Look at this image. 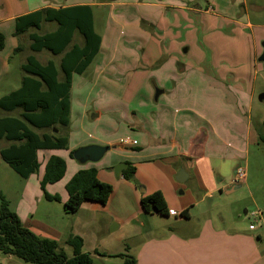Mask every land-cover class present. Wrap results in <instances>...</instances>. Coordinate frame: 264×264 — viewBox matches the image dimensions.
I'll return each mask as SVG.
<instances>
[{
	"label": "crops",
	"instance_id": "crops-1",
	"mask_svg": "<svg viewBox=\"0 0 264 264\" xmlns=\"http://www.w3.org/2000/svg\"><path fill=\"white\" fill-rule=\"evenodd\" d=\"M235 2L236 0H64L58 4H47L31 0H0V32L6 39L5 48L0 52V83L16 77L15 82L7 81L11 88L3 97L21 88L24 78L28 76L23 71L28 59L34 57L37 60L35 52L31 51L30 35L37 34L35 31L39 32L43 28L45 32L41 36H44L57 31L59 27L56 22H44L39 31L31 29L24 35L16 36L18 18L49 8L59 10L87 6L93 12L94 30L101 38L99 52L93 62L82 75H73L70 126L67 133L69 149L39 151V172L26 179L25 187L18 197V208L13 211L26 228L57 243L61 241L67 244L70 236L82 238L83 252L91 254L93 264V253H98L100 245L116 251L108 256L129 254L124 243L131 238H138L142 242L138 248L131 249L136 255L137 264H264V223L263 231L254 234L250 233L252 230L247 232L240 229V226L229 230L215 221L210 207L207 213L199 215L201 219L198 220L203 219L202 225L193 232L190 210L207 199H213L217 190H220L219 183L224 182L222 179L216 183L211 167L205 160L200 163L203 175L194 169L197 172V182H208L203 183V186L207 185L206 189L198 184L204 190L199 201L194 199L195 192L199 189L196 185L190 190H184V186L175 181L177 172L186 167L181 164L182 159L190 169L193 157L199 155L196 153L192 158L186 159L190 156V151L185 148L186 141L190 131L199 124L194 121L198 119L194 117L196 115L193 111L182 102L185 100L183 83L190 79V74L198 73L197 78L204 76L199 98L211 107L222 103V91L230 93L238 105L254 95L248 85L251 77L244 75L240 69H237L240 77L232 76L215 64L194 70L178 55L184 47V50L187 49L185 54H189L188 44L199 42L195 33L205 36L206 32H210L205 23L199 22V14L216 15L223 7L228 9ZM191 18L199 22V27L193 26ZM221 20L230 23L229 26L239 25L226 12L222 13ZM246 27L250 29L253 24L248 21ZM196 28L199 31L193 32ZM184 35L187 40L183 39ZM20 39L23 41L22 45L19 43ZM83 45L84 38L76 31L65 53L74 46ZM17 52L27 56L12 75L10 64ZM65 53L54 55V58L43 56L42 63L39 62L43 65L54 62L60 67ZM262 53L263 49L261 55ZM202 54L204 60L208 59ZM184 76L187 78L184 79ZM59 80H63L61 72ZM223 80L228 81L225 87ZM157 90L162 91V94L156 100ZM115 93L121 95L117 96ZM216 93L219 94L217 99ZM91 109H94L93 112ZM103 118L109 121L106 127L115 133L97 125ZM119 130H122V134ZM35 131L43 134V131ZM125 138L137 141V145L122 146L121 140ZM89 145L110 146L111 150L105 155L107 158L103 162L94 164L82 165L71 157L72 151ZM9 146L10 143L5 148ZM52 156L62 159L66 157L65 177L46 188L50 195L58 196L60 202L47 201L41 189L45 167ZM211 160L219 159L211 157ZM122 163H130L136 168L135 179L145 187L140 189L135 182L124 179L121 174L115 178L112 168ZM88 168H96L99 180L110 184L113 193L106 205L85 202L76 214L69 215L64 208L69 199L66 186L77 172ZM241 183L243 181L237 182L236 177L232 179L228 193L234 191L232 188L235 185L241 187ZM156 192H160L165 199L170 213L167 217L176 219L178 225L176 231L169 228L164 238H160L153 228V217L161 215L146 214L141 206L144 197ZM35 202L39 204L36 209ZM136 203L140 204L138 211H134ZM10 205L12 207V202ZM54 205L56 207H52ZM40 206L44 208L43 218L38 219L36 216L40 214ZM185 211L187 217H182L181 214ZM247 213L246 210L245 214ZM58 219L65 223L59 224ZM123 260L122 258L120 264L124 263ZM9 261L13 264L11 259ZM0 264H6L1 257Z\"/></svg>",
	"mask_w": 264,
	"mask_h": 264
},
{
	"label": "rangeland",
	"instance_id": "rangeland-1",
	"mask_svg": "<svg viewBox=\"0 0 264 264\" xmlns=\"http://www.w3.org/2000/svg\"><path fill=\"white\" fill-rule=\"evenodd\" d=\"M31 1H42L47 2V4H58L60 1L64 2V0ZM106 1L113 2L114 0ZM223 1L226 2V0ZM256 7L260 9H256ZM202 9L204 12L206 11L205 6H203ZM225 12L232 18L233 22H237L239 25L231 24L229 26L230 23H225V20H221V15ZM216 13V15L206 13L199 14V22L205 23L206 29L210 30V32L205 33L206 37L199 32L195 33L199 42L197 44H188L190 46L189 54L183 53L184 47L180 50L178 55L181 59L188 62L187 64L194 70H197V68H205L209 64H215L231 75L233 74L240 77L241 74L238 73L239 70H237L240 69L244 75L247 74L251 77L249 78L248 85L254 95L249 97L246 101L244 100L243 103L239 102L238 105L230 93L222 91V103L211 107L207 105V103L202 102L199 98L200 90H202L201 81H203L204 76L197 78L196 76L198 73L194 72L193 75L190 74V79L186 83H183L184 88L182 90L185 94V100L182 102H184L183 105L185 107H189L193 111L196 116H192L198 119L194 121L199 124L190 131L186 141L185 148L190 151V156L186 157V159L192 158L193 154L196 153L199 155L198 157H193L190 163V169L187 167L188 164L186 165V162L182 159L181 164L186 166V170L183 169L187 174H190V179L180 184L184 186V190H190L193 185H196L199 189L196 190L194 199L199 201L202 192H204L199 185L203 186V183L208 182L204 180H198L197 182L195 179L197 172L194 169L200 171L203 175L204 172L200 170V163L205 160L211 167V173H213L216 183L221 182L222 179L224 182L219 183L220 190H217L213 199H207L197 208L190 210V215L193 219L190 225L193 227V232H196L202 225L203 219L198 220L201 219L199 215H203L205 212L207 213L208 209L211 207L210 213L212 217L223 228L230 230L240 226V229L246 230L247 232L252 230L250 233L254 234L257 231H263L264 223V144L259 140V135L264 133V104L259 101V96L264 94V67L262 63L258 62L263 49L262 44L264 43V0H236L228 9L223 7L221 11ZM191 21L193 26L199 27V22L197 20L191 18ZM248 21L253 24V27L250 29L246 27ZM184 25H186V23H184ZM192 31H199V28ZM35 32L42 35L45 30L42 28L41 31ZM186 32L190 33V31ZM186 35L183 37L184 40H187ZM19 43L22 45L23 41L20 39ZM202 53H204L209 60H204ZM31 54L34 53L31 52ZM220 55H222V58ZM26 56L27 55L18 52L13 56L10 64L12 73L18 70L19 63ZM34 56L41 63V58L43 56H52V58H54V55L46 50L43 53H35ZM14 74L15 73L12 75ZM194 77H196V79H194ZM15 78L16 77H12L7 81L15 82ZM185 78L187 77L184 76V79ZM7 81L0 83V98L3 97L4 94H7V90L11 88ZM222 82L225 87L228 81L223 80ZM239 83L240 82H238V84ZM231 85L233 84L231 83ZM188 92L189 97L187 98ZM115 95L119 96L121 93H115ZM218 96L219 94L216 93L215 98L217 99ZM93 110L94 109H91V112H93ZM90 114V118H92L93 115L92 113ZM12 115L14 114L0 109V119ZM108 122L106 118H103V120H99L97 125L110 132L111 130L106 127ZM121 132L122 130H119L120 134H122ZM111 133H115V131H111ZM212 143H215V145L213 146ZM205 144H207L206 152L205 155H203ZM7 145V141H0V152ZM211 157H217L219 160H211ZM63 158L66 159V157ZM106 158L107 157L103 158L101 162ZM118 165H114L112 168L115 178L117 177L116 168ZM239 167L244 169L246 178L245 180L243 179V183H241L239 189L228 193L231 188L229 183L235 178L236 171ZM179 171L175 176V181H177L176 177ZM135 181L139 184L140 189L145 187L141 185L137 179H135ZM26 182L27 180L14 172L10 166L2 160L0 155V191L3 192L7 200L12 202V211H16L18 208V197L24 189ZM203 187L206 189L207 185ZM38 206L39 204L35 202L34 208L36 209ZM52 207L56 206L54 205ZM135 208L134 211H138V209H140V204L136 203ZM246 210L248 211L247 214H245ZM43 211V206H40V214L36 216L38 219L43 218ZM254 211L263 212L262 222L257 221L254 223V219L250 217V214ZM169 218L161 216L153 217V228L157 230L160 238L166 237L169 228L175 231L178 228L176 219ZM178 219L179 216L177 217V220ZM58 220L59 224L65 223L64 220ZM126 229L128 230L127 227ZM141 243L142 242H140L138 238H131L124 243V247L129 253L128 255L136 258L135 253L131 251V249L138 248ZM58 245L68 257L73 256L72 248L65 242L59 241ZM113 250L112 248L110 249L109 247L100 245L97 250L98 253H93L95 264H120L122 260L121 257L108 256L116 252ZM123 255H127V253ZM0 257L4 259L6 264H10L9 259H11L13 264H25L15 257L9 258V256H5L2 253H0Z\"/></svg>",
	"mask_w": 264,
	"mask_h": 264
},
{
	"label": "trees",
	"instance_id": "trees-1",
	"mask_svg": "<svg viewBox=\"0 0 264 264\" xmlns=\"http://www.w3.org/2000/svg\"><path fill=\"white\" fill-rule=\"evenodd\" d=\"M44 22H56L57 31L44 36L30 35L31 51L43 50L55 56L65 53L78 31L84 38L83 47L74 46L62 57L60 67L54 62L41 64L30 57L23 71L24 78L20 89L0 99V109L14 115L0 119V141L10 146L1 150L2 160L23 179L37 174L40 169L38 152L45 150H68L67 136L70 126V92L74 74L82 75L97 56L101 44L100 36L94 30L93 12L90 7L70 9H45L22 16L16 22V36L31 29L40 30ZM5 36L0 32V52L5 48ZM60 72L63 80H59ZM35 130L43 131L38 134ZM62 133H64L62 135ZM264 144V133L259 135ZM75 151L71 152L73 157ZM121 173L124 179L135 181L136 168L130 163ZM67 164L59 156H52L45 167L41 189L49 202H60L58 196L47 192V186L60 182L66 174ZM69 199L64 208L67 214H76L83 203L96 202L106 205L113 193L110 184L98 178L96 168L80 170L66 186ZM0 252L5 256L19 259L25 264H93L91 254L83 252L84 241L70 236L67 245L73 249V256L59 248L56 241L40 237L26 228L19 216L12 211L9 200L0 191ZM146 214L169 216L170 213L163 195L156 192L141 200ZM187 217V211L181 214ZM123 264H137L134 256L120 255Z\"/></svg>",
	"mask_w": 264,
	"mask_h": 264
},
{
	"label": "water",
	"instance_id": "water-1",
	"mask_svg": "<svg viewBox=\"0 0 264 264\" xmlns=\"http://www.w3.org/2000/svg\"><path fill=\"white\" fill-rule=\"evenodd\" d=\"M262 47H263V53L259 57V62L262 63L264 67V43L262 44ZM186 52L187 49L184 50V53ZM160 94H162V91L157 90L155 97L156 100L159 98ZM259 101L264 104V94H261L259 96ZM110 150H111L110 146L89 145L77 149L74 152L73 157L76 161H78L82 165H85L87 163H97L101 161ZM127 167L128 165L125 163L118 165V167L116 168V175H120L122 171ZM187 179H188L187 172L184 169L180 170L176 177V180L179 183H185ZM236 188H240V186L235 185L232 188V190H235Z\"/></svg>",
	"mask_w": 264,
	"mask_h": 264
},
{
	"label": "built area",
	"instance_id": "built-area-1",
	"mask_svg": "<svg viewBox=\"0 0 264 264\" xmlns=\"http://www.w3.org/2000/svg\"><path fill=\"white\" fill-rule=\"evenodd\" d=\"M121 145L122 146H135L137 145V141H133L130 138H125L121 140ZM236 181L240 182L243 181V179L245 180L246 178V173L244 171V169H242L241 167H239L236 171ZM262 216L263 213L261 211H254L252 214H250V217H252L254 220V223L261 222L262 221ZM254 229V226H253Z\"/></svg>",
	"mask_w": 264,
	"mask_h": 264
}]
</instances>
